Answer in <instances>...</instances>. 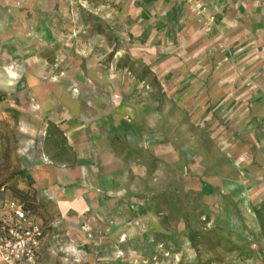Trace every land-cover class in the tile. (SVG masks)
<instances>
[{"label": "rangeland", "instance_id": "1", "mask_svg": "<svg viewBox=\"0 0 264 264\" xmlns=\"http://www.w3.org/2000/svg\"><path fill=\"white\" fill-rule=\"evenodd\" d=\"M0 33L16 73L0 89V182L59 257L264 264V0H0ZM29 52L70 106L44 135L29 131ZM75 130L84 176L36 184L40 165L76 166Z\"/></svg>", "mask_w": 264, "mask_h": 264}, {"label": "crops", "instance_id": "2", "mask_svg": "<svg viewBox=\"0 0 264 264\" xmlns=\"http://www.w3.org/2000/svg\"><path fill=\"white\" fill-rule=\"evenodd\" d=\"M6 34L0 33V89H13L15 88L14 85V77H16V73L12 71H8L5 66V57H6V48L8 46H4L3 42L11 41L12 38H9L5 40ZM13 57L15 56H21V50L14 51L12 54ZM26 57H28L29 67L30 70L33 71L34 76L32 75L29 77V87L31 94L35 97L37 100L36 105V111L37 113L35 116L31 119H28L29 122H31V128H30V135H34L38 133H46L47 129V123L44 121L43 117H46L47 114H51V110L54 107H61V108H67V111H69V103L66 102V98H64L63 91L60 85L56 84L52 81H37V78L39 79L40 75L43 73L41 71V67L36 63L34 60V54L29 52L26 54ZM38 76V77H37ZM19 97V94H18ZM73 114H76V110L78 109L77 104H73ZM62 116V115H61ZM66 116H69V114H66ZM26 121H28L25 116L23 117ZM47 120L52 121L53 119H49L46 117ZM75 134H69L65 133L64 136L71 139L73 149L72 151L76 153V159L77 164L75 167H49V166H38L40 171L31 172V177L33 181H35L36 184H46L50 186V191L54 189V185L57 184H72L73 182H76L77 179L84 176L85 169L84 164L82 161H84L86 156V149H85V141L86 136L84 133H80V130H75ZM71 136V137H70ZM70 144L64 143L62 144V147H68ZM41 164V163H40ZM81 164V165H80ZM59 203L61 208L65 210V207H67L66 198L65 196L59 194ZM79 205V204H78ZM71 206V204H69ZM67 209V208H66ZM34 217V216H33ZM42 226L43 223L40 219L37 217H34ZM58 221V220H57ZM57 224H55L56 226ZM54 226L53 224L51 225ZM44 228V226H43ZM0 264H6L3 261L0 260ZM19 264H25V263H19ZM38 264H69L65 261V258L59 257L57 248L53 242H50L46 238V232L44 228V238L41 242V246L38 251Z\"/></svg>", "mask_w": 264, "mask_h": 264}, {"label": "built area", "instance_id": "3", "mask_svg": "<svg viewBox=\"0 0 264 264\" xmlns=\"http://www.w3.org/2000/svg\"><path fill=\"white\" fill-rule=\"evenodd\" d=\"M43 226L0 182V260L6 264H38Z\"/></svg>", "mask_w": 264, "mask_h": 264}]
</instances>
